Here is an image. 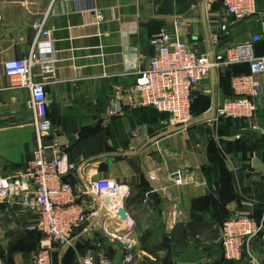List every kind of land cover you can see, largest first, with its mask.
<instances>
[{
  "label": "crops",
  "instance_id": "crops-1",
  "mask_svg": "<svg viewBox=\"0 0 264 264\" xmlns=\"http://www.w3.org/2000/svg\"><path fill=\"white\" fill-rule=\"evenodd\" d=\"M204 2L0 0V176L26 169L35 147L27 92L2 90L8 83L3 64L29 51L32 23L47 17L58 59L56 79L46 89L53 127L47 143L56 140L66 160L76 164L64 181L79 193L101 178L128 189L120 213L126 217L120 218L99 212L94 197L85 195L81 204L98 217L76 230L72 248L54 245L52 264H75L86 248L113 262L123 247L126 219L133 264H247L224 260L219 222L239 210L264 219V176L252 169L254 158L264 165V109L253 121L261 126L259 137L245 133L248 124L242 129L209 121L213 102L224 96L218 79L214 88L208 79L195 93L207 98L210 108L183 128L169 126L167 116L154 109L132 107L137 96L128 91L155 55L151 41L159 31L199 53L210 50L201 24ZM217 15H224L219 2L206 10L209 32L217 27ZM261 16L264 0H256V15L233 26L226 42L248 41L259 31ZM254 52L264 56V38ZM114 95L126 104L119 118L107 113ZM244 201L254 202L253 208H243ZM34 220L16 204L0 202V264H32L41 237L27 229ZM252 251L264 264V240L254 241Z\"/></svg>",
  "mask_w": 264,
  "mask_h": 264
},
{
  "label": "built area",
  "instance_id": "built-area-1",
  "mask_svg": "<svg viewBox=\"0 0 264 264\" xmlns=\"http://www.w3.org/2000/svg\"><path fill=\"white\" fill-rule=\"evenodd\" d=\"M209 1L205 0L204 5ZM221 8L224 15H217V27L208 31V52L199 53L173 39L166 30L153 35L151 45L155 55L147 59L128 89L137 96L132 107L152 108L167 116L169 126L185 127L193 120L191 105L194 93L199 83L210 79V71L215 70L217 80L222 70L245 64L249 66L250 73L231 78L232 97L214 102V117L209 121L233 120L248 124L251 131L262 130L253 121L259 110L264 109V56H256L254 46L263 41L264 17H259V31L248 41L229 44L226 38L232 27L256 15V0H221ZM31 28L34 40L29 51L23 57L3 64L8 83L2 90L27 92L25 108L31 117L35 147L26 169L0 176V202L16 204L23 213L35 217L27 229L36 231L41 239L32 264H52L54 245L72 248L76 230L91 217H98L96 212L88 213L81 204L85 195L94 197L99 212L105 209L120 218L121 215L126 217L120 213L123 212L128 189L101 178L91 181L88 191L79 193L64 181L65 175L76 170V164L66 160L56 140L47 143L48 138H52L53 127L47 117L46 89L56 79L57 52L47 27V17L34 21ZM209 55H212V60ZM119 95L109 100L107 113L110 118L124 115L126 104ZM48 151L52 153L51 158L47 157ZM241 205L252 209L254 202L244 201ZM130 227L131 223L126 219L127 231L121 237V264H133L136 256L133 244L127 239ZM102 230L108 234L106 228ZM258 239L264 240V219L256 220L250 212L235 211L219 226V243L227 262L263 264L252 251V244ZM75 264L113 262L100 250L86 248L76 256Z\"/></svg>",
  "mask_w": 264,
  "mask_h": 264
},
{
  "label": "trees",
  "instance_id": "trees-1",
  "mask_svg": "<svg viewBox=\"0 0 264 264\" xmlns=\"http://www.w3.org/2000/svg\"><path fill=\"white\" fill-rule=\"evenodd\" d=\"M216 2H219V4L221 5V0H215L214 3L211 6V10L215 9ZM261 42L257 43L254 46V51H255V48L258 47L261 44ZM249 73H250V68H249L248 65H245V64L230 66V67L222 70L219 73V75H218V87H219L220 91L223 93V96H224L225 99L226 98L228 99V98L232 97V92H231V89H230V80H231V78L233 76L246 75V74H249ZM209 104H210V101L207 98L200 97L196 93H194V100H193V103L191 105V114H192V116L196 117L197 114H200V113L205 112L206 110H208ZM221 121H225V122H228V123L241 125L242 128L244 127L243 124H241V123H239L237 121H233V120H221ZM223 221L224 220L222 219L219 222L220 226L222 225ZM40 239H41V237H40Z\"/></svg>",
  "mask_w": 264,
  "mask_h": 264
},
{
  "label": "water",
  "instance_id": "water-1",
  "mask_svg": "<svg viewBox=\"0 0 264 264\" xmlns=\"http://www.w3.org/2000/svg\"><path fill=\"white\" fill-rule=\"evenodd\" d=\"M214 1L215 0H210L207 5L202 4V6H201V10H202L201 24L203 26L205 37L207 39V43L208 44H209V40H208L206 10L210 8V6L212 5V3ZM193 30H194V33L196 35L197 27L194 26ZM209 46H210V44H209ZM209 59L212 60V55H209ZM210 80H211V85L214 88L215 83H216V73H215V70H213V69L210 71ZM214 108H215V103L213 102V105H212V108H211V115H210V117L208 119H212L214 117ZM245 133H250L254 137H259L258 133L254 132V131H251V130L250 131H245ZM61 141H62V139H61ZM61 141H59V143H61ZM252 169L255 171V173L261 174V175L264 176V165L262 164V162L259 159L254 158L252 160ZM121 259H122V251H118L115 254L114 258H113V264H120Z\"/></svg>",
  "mask_w": 264,
  "mask_h": 264
},
{
  "label": "rangeland",
  "instance_id": "rangeland-1",
  "mask_svg": "<svg viewBox=\"0 0 264 264\" xmlns=\"http://www.w3.org/2000/svg\"><path fill=\"white\" fill-rule=\"evenodd\" d=\"M210 106H211V103L209 104L208 108H210Z\"/></svg>",
  "mask_w": 264,
  "mask_h": 264
}]
</instances>
